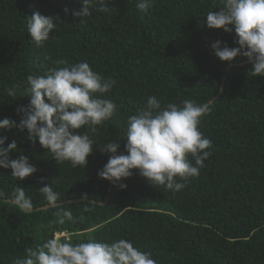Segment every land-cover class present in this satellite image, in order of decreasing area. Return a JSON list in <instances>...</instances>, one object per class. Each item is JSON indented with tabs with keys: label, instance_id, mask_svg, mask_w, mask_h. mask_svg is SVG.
<instances>
[{
	"label": "trees",
	"instance_id": "trees-1",
	"mask_svg": "<svg viewBox=\"0 0 264 264\" xmlns=\"http://www.w3.org/2000/svg\"><path fill=\"white\" fill-rule=\"evenodd\" d=\"M135 4L108 0L101 10L97 0L91 16L82 19L64 11L79 9L77 0H0V119L19 122L17 110L30 101L22 97L28 94L27 77L45 75L64 62L87 61L115 81L103 98L119 108L95 132L80 130L97 142L87 165L75 169L69 162L58 165L26 130L0 133L8 137L5 146L17 142L11 158L26 155L38 169L17 181L11 169L0 168L5 199L20 184L36 208L47 205L38 190L45 177L44 183L61 193L60 202L84 193L105 202L64 204L76 220L64 225L55 222V208L25 215L13 205L0 206V264H15L26 249L35 250L56 232L70 233L73 242L131 240L157 264H264V76L252 75V62L236 65L248 60L243 55L231 62L215 56L216 40L238 47L234 31L207 26L206 14L216 11L220 0H153L147 12ZM37 12L53 16L56 25L39 47L27 27ZM153 95L165 106L183 100L203 104L219 95L199 125L212 141L211 155L179 192L151 184L136 169L118 183L97 175L110 155L101 151L106 140L121 141L118 152H124L128 117Z\"/></svg>",
	"mask_w": 264,
	"mask_h": 264
},
{
	"label": "clouds",
	"instance_id": "clouds-1",
	"mask_svg": "<svg viewBox=\"0 0 264 264\" xmlns=\"http://www.w3.org/2000/svg\"><path fill=\"white\" fill-rule=\"evenodd\" d=\"M79 9L65 8L74 17L85 18L92 14L97 0H77ZM108 0H99L103 6ZM153 0H136V8L147 12ZM216 11L206 14L210 29H223L235 32L234 41L238 47H229L227 43L216 40L211 48L221 61L231 62L239 55L252 62V75L264 76V0H220ZM53 16H44L39 12L31 15L27 21L28 33L39 47L50 39V33L56 27ZM30 97L29 104L17 110L22 118L19 122L9 117L0 119V133L18 129L27 131L28 139L39 144L51 153V159L59 165L69 162L75 169L85 166L93 153L97 142L90 137L96 127L103 125L119 111L118 105L111 99L103 98L110 92L115 81L105 79L93 70L87 61L68 64L51 70L45 75L27 77ZM9 97L16 91L8 89ZM209 101L197 104L194 100H183L181 104H162L155 95L149 96L146 105L128 117L126 127L125 151L118 152L121 141L106 140L101 149L108 153L107 163L97 175L104 180L118 183L132 175L133 169L149 180L151 184L163 186L167 190L179 192L186 187L189 177H198L205 167L204 161L211 153L212 141L200 130L201 117L211 110ZM79 130V131H77ZM8 137L0 134V168L11 169V176L22 181L38 171L26 155L13 159L10 153L17 151V142H6ZM191 157V160L189 159ZM194 162V163H193ZM39 192L47 201L48 208H55L56 223H75L73 212L61 203V193L52 184L44 183ZM121 189L127 187L119 183ZM0 190V206L13 205L25 215H31L37 209L32 197L26 194L25 187L17 184L12 189L11 199ZM87 193L82 194L86 198ZM89 203H85L87 205ZM94 204V203H92ZM90 209L84 208L87 212ZM26 257L15 264H157L151 252L142 251L127 239H118L111 243L89 238L86 241L73 242L65 233L56 232L47 238L35 250L26 249Z\"/></svg>",
	"mask_w": 264,
	"mask_h": 264
},
{
	"label": "water",
	"instance_id": "water-1",
	"mask_svg": "<svg viewBox=\"0 0 264 264\" xmlns=\"http://www.w3.org/2000/svg\"><path fill=\"white\" fill-rule=\"evenodd\" d=\"M247 63H251V61L248 59L246 61H242V62H239L237 63L236 65H244V64H247ZM234 63H231L229 65V68L231 66H233ZM225 79H226V75L223 76L222 78V83H221V89H220V92H222L224 90V82H225ZM219 95L214 97L213 99H211L210 101H216L218 99ZM10 200V199H8ZM92 202V203H98V204H104L105 202H102V201H98L96 199H92V198H89V197H86V198H82V197H78V198H73V199H68V200H64L62 201L61 203L63 204H70V203H80V202ZM37 209H48V207L45 205L43 207H40V208H37Z\"/></svg>",
	"mask_w": 264,
	"mask_h": 264
},
{
	"label": "built area",
	"instance_id": "built-area-1",
	"mask_svg": "<svg viewBox=\"0 0 264 264\" xmlns=\"http://www.w3.org/2000/svg\"><path fill=\"white\" fill-rule=\"evenodd\" d=\"M62 233H65V234H67L68 236H70V233H67V232H62Z\"/></svg>",
	"mask_w": 264,
	"mask_h": 264
}]
</instances>
